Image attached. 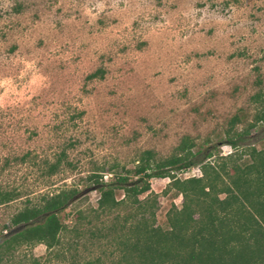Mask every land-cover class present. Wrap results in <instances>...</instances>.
<instances>
[{
	"label": "rangeland",
	"instance_id": "1",
	"mask_svg": "<svg viewBox=\"0 0 264 264\" xmlns=\"http://www.w3.org/2000/svg\"><path fill=\"white\" fill-rule=\"evenodd\" d=\"M263 106L264 0H0V189L18 193L0 206V233L25 205L75 191L57 247L23 245L0 264H125L139 216L128 204L100 212L88 177L126 175L144 151L166 158L183 136L243 164L262 148L264 122L248 125ZM233 116L231 133L246 131L235 150ZM169 182L151 178L138 196L154 201L142 217L161 230L181 204Z\"/></svg>",
	"mask_w": 264,
	"mask_h": 264
},
{
	"label": "trees",
	"instance_id": "2",
	"mask_svg": "<svg viewBox=\"0 0 264 264\" xmlns=\"http://www.w3.org/2000/svg\"><path fill=\"white\" fill-rule=\"evenodd\" d=\"M257 122H264V106L248 128ZM237 123L239 119L231 117L226 131V144L232 150L246 134L245 129L231 133ZM194 149V141L183 136L166 158L156 160L150 151H144L126 175L114 173L107 183L97 174L88 177L98 193L100 212L128 204L134 208V216H139L120 244L121 260L125 264H264V140L259 150L248 147L243 164H237L232 153L223 157L214 154L212 146ZM59 156L64 157L62 152ZM59 162L60 157L45 162L43 174L53 175ZM193 166L199 168L200 177L175 178L174 173ZM151 178H168V188L181 197L179 209L171 207L167 213L166 230L152 227L142 217L148 214L153 218L154 201L138 200L149 191ZM115 190L123 192L119 201L114 198ZM74 195V190L43 195L39 204L25 205L12 214L3 226L6 233H0V262L23 245L42 244L47 250L57 247L64 229L57 213ZM17 196V191L0 189V206Z\"/></svg>",
	"mask_w": 264,
	"mask_h": 264
}]
</instances>
